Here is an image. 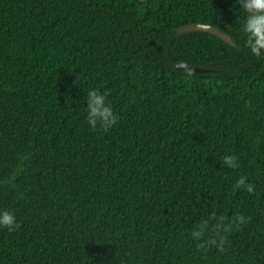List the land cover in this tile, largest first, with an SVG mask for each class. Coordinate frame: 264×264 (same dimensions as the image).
Masks as SVG:
<instances>
[{
    "label": "trees",
    "instance_id": "1",
    "mask_svg": "<svg viewBox=\"0 0 264 264\" xmlns=\"http://www.w3.org/2000/svg\"><path fill=\"white\" fill-rule=\"evenodd\" d=\"M234 3L0 0V209L19 224L0 264H264V59ZM92 89L107 132L85 123Z\"/></svg>",
    "mask_w": 264,
    "mask_h": 264
},
{
    "label": "clouds",
    "instance_id": "2",
    "mask_svg": "<svg viewBox=\"0 0 264 264\" xmlns=\"http://www.w3.org/2000/svg\"><path fill=\"white\" fill-rule=\"evenodd\" d=\"M233 7L239 13L240 24L239 33L244 47L255 58L264 59V0H235ZM85 123L90 130L107 132L113 128L117 122V115L108 100V94L97 89L86 92L84 98ZM223 163L226 167L236 169L239 167L238 159L235 155H225ZM237 186L245 189L248 193L253 192L251 184L246 182L245 177H240ZM246 218L237 215L231 224L222 226L216 230V239L211 240L212 244L222 247L226 242V234L232 225H242ZM19 227L17 217L11 209H0V229L14 232ZM207 230L206 224L199 225L193 231L194 239H200Z\"/></svg>",
    "mask_w": 264,
    "mask_h": 264
},
{
    "label": "water",
    "instance_id": "3",
    "mask_svg": "<svg viewBox=\"0 0 264 264\" xmlns=\"http://www.w3.org/2000/svg\"><path fill=\"white\" fill-rule=\"evenodd\" d=\"M139 1H148V0H139ZM191 32H201V33H207L210 35H213L217 38H219L220 40L224 41L225 43H227L230 46H233V42L232 40L224 33L220 32L218 29L213 28L211 26L208 25H200V24H189V25H185L183 27H180L176 30V33L178 35L181 34H187V33H191ZM175 70L177 71H191L194 73H206L209 72V70H204V69H198L195 67H189V66H184V65H176L175 66Z\"/></svg>",
    "mask_w": 264,
    "mask_h": 264
}]
</instances>
